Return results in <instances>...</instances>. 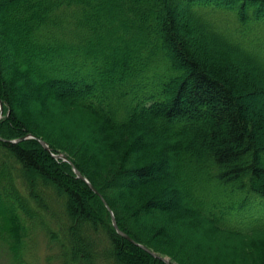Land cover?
<instances>
[{
    "label": "trees",
    "instance_id": "16d2710c",
    "mask_svg": "<svg viewBox=\"0 0 264 264\" xmlns=\"http://www.w3.org/2000/svg\"><path fill=\"white\" fill-rule=\"evenodd\" d=\"M23 84L41 115L17 112ZM0 100L7 264H30L28 220L57 264H166L51 152L137 243L178 264H261L264 0H0ZM27 134L50 151L12 142ZM224 247L237 258L214 260Z\"/></svg>",
    "mask_w": 264,
    "mask_h": 264
},
{
    "label": "rangeland",
    "instance_id": "374dc122",
    "mask_svg": "<svg viewBox=\"0 0 264 264\" xmlns=\"http://www.w3.org/2000/svg\"><path fill=\"white\" fill-rule=\"evenodd\" d=\"M182 22L183 21L181 20V24H182ZM22 87L24 88L25 87V84H23ZM23 88H22V96L26 100H28V102L30 103V107H29V111H28L27 110L28 108L22 109L21 107H19V105H16V109L18 110L17 112L20 114V116H22L24 114V112H29L30 113L29 115L31 117H37L39 114L41 115V113L43 111L42 110L43 107H41V105H39V103L34 98V96H32V93H30L29 91H26L25 88L24 89ZM256 104L258 105V102ZM53 154H61V152L53 153ZM62 154H65V153H62ZM56 159H58V158H56ZM61 172H62V170H61ZM100 175H102V173H100ZM102 177L103 176L96 177V179H94L95 182H102ZM47 219H49V218H47ZM145 220H146L145 222H143V220H141L142 222L139 221V224L141 226H147V228H145V229H148L149 228L148 224L149 225L150 224H153V223H155L154 221H156L154 219V217L153 218H146ZM39 226H42V225H40V223L34 224L31 220H28V222H27V231H28V236L27 237L28 238H26V239H27V241L29 243H31V247H30V250L25 251L26 254H27L26 255V258H27V260H28V262L30 264H57V260L56 259H54V258H51L50 259L47 256V255H49L50 252H49V250L46 247V237L44 236L43 231L38 228ZM179 237H181V236H179ZM213 244H215L214 241L211 242V245H213ZM144 246H146V245H144ZM146 247L149 248L150 250H152L150 247H148V246H146ZM257 250H260V249H257ZM257 250L252 251V252L249 250L248 253L245 255V257L248 258V259L255 258V261H260V259H261L260 258V255H258L257 257L255 255L256 253L259 252ZM152 251L155 252V253H157L160 257L167 259L169 264H178V263H176V261H173L172 259H170V257L167 254L160 253L158 250H156V251L152 250ZM214 251H216V252H214ZM214 251L213 252L215 254L212 256V258H214V260L216 259V261L219 259L218 257H220V256L223 257V258H227V256L230 257L233 254H234V256L232 258H234V260L237 258L236 257L237 256V253L234 252V249H232V248H228V247L225 248L224 247V248L215 249ZM218 252L220 254H222V255H220ZM261 257L263 258V259H261L262 260L261 264H264V254H261ZM158 259H160V258H158ZM161 260L164 261L163 259H161ZM0 264H7V258L3 255V252H1V251H0ZM235 264H237V263H235Z\"/></svg>",
    "mask_w": 264,
    "mask_h": 264
},
{
    "label": "water",
    "instance_id": "95a60500",
    "mask_svg": "<svg viewBox=\"0 0 264 264\" xmlns=\"http://www.w3.org/2000/svg\"><path fill=\"white\" fill-rule=\"evenodd\" d=\"M1 110H2V102H1V100H0V112H1ZM25 138H37L36 136H34L33 134H27V135H24V136H22V137H19V138H17V139H14V140H12V142H17V141H19V140H22V139H25ZM37 140H38V142L42 145V147L45 149V150H47V151H50V148H49V146H48V144L44 141V140H42V139H40V138H37ZM51 155L53 156V157H55V158H60V159H62L63 161H67L71 166H72V170H73V172L75 173V175H76V177L77 178H79V179H81V180H83L84 182H86L87 184H88V186L95 192V193H97L99 196H100V198L102 199V201L104 202V204L106 205V207H107V209H108V211H109V213H110V217H111V221H112V225H113V227L115 228V230L117 231V233L119 234V235H121L122 237H124L125 239H127V240H129V241H131V242H133V243H135V244H137V245H139L142 249H144L146 252H148L149 254H151L152 256H154V257H156V258H160V259H163L167 264H169L168 263V260L167 259H165V258H162V257H160L157 253H155V252H153L152 250H150L149 248H147L146 246H144V245H142V244H140V243H137V242H135V241H133L125 232H123L122 230H120L119 229V227H118V225H117V223H116V219H115V217H114V214H113V212H112V210L110 209V207L106 204V201L104 200V198L102 197V195L92 186V184H90V182L81 174V172L74 166V164L68 159V157L65 155V154H53L52 152H51Z\"/></svg>",
    "mask_w": 264,
    "mask_h": 264
},
{
    "label": "bare ground",
    "instance_id": "6f19581e",
    "mask_svg": "<svg viewBox=\"0 0 264 264\" xmlns=\"http://www.w3.org/2000/svg\"><path fill=\"white\" fill-rule=\"evenodd\" d=\"M2 111V110H1ZM1 113V112H0ZM130 237V236H129ZM133 240V239H132ZM134 241V240H133ZM136 242V241H135Z\"/></svg>",
    "mask_w": 264,
    "mask_h": 264
}]
</instances>
